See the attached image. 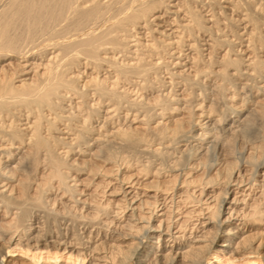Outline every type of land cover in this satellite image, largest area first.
I'll use <instances>...</instances> for the list:
<instances>
[{
  "label": "bare ground",
  "instance_id": "bare-ground-1",
  "mask_svg": "<svg viewBox=\"0 0 264 264\" xmlns=\"http://www.w3.org/2000/svg\"><path fill=\"white\" fill-rule=\"evenodd\" d=\"M0 264H264V0H0Z\"/></svg>",
  "mask_w": 264,
  "mask_h": 264
},
{
  "label": "rangeland",
  "instance_id": "rangeland-1",
  "mask_svg": "<svg viewBox=\"0 0 264 264\" xmlns=\"http://www.w3.org/2000/svg\"><path fill=\"white\" fill-rule=\"evenodd\" d=\"M84 177H82L81 179H83ZM84 183V182H83Z\"/></svg>",
  "mask_w": 264,
  "mask_h": 264
}]
</instances>
